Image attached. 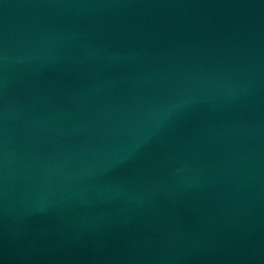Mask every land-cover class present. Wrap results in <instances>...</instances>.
I'll use <instances>...</instances> for the list:
<instances>
[{"label":"water","instance_id":"water-1","mask_svg":"<svg viewBox=\"0 0 264 264\" xmlns=\"http://www.w3.org/2000/svg\"><path fill=\"white\" fill-rule=\"evenodd\" d=\"M0 264H264V0H0Z\"/></svg>","mask_w":264,"mask_h":264}]
</instances>
